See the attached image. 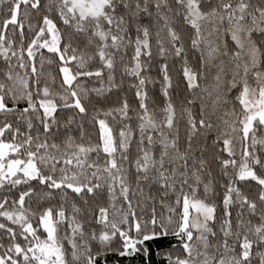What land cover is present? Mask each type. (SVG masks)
<instances>
[{
	"label": "snow or ice",
	"instance_id": "6c2138e0",
	"mask_svg": "<svg viewBox=\"0 0 264 264\" xmlns=\"http://www.w3.org/2000/svg\"><path fill=\"white\" fill-rule=\"evenodd\" d=\"M4 5L0 264H264V0Z\"/></svg>",
	"mask_w": 264,
	"mask_h": 264
},
{
	"label": "trees",
	"instance_id": "16d2710c",
	"mask_svg": "<svg viewBox=\"0 0 264 264\" xmlns=\"http://www.w3.org/2000/svg\"><path fill=\"white\" fill-rule=\"evenodd\" d=\"M7 5L0 6V20L3 18V8L6 7ZM22 18V17H21ZM66 243V242H65ZM255 264H259L258 258H255Z\"/></svg>",
	"mask_w": 264,
	"mask_h": 264
}]
</instances>
